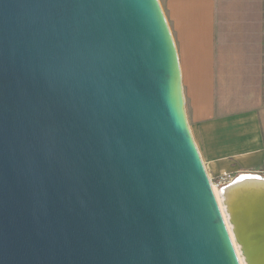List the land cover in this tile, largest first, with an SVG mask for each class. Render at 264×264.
<instances>
[{
  "label": "water",
  "instance_id": "water-1",
  "mask_svg": "<svg viewBox=\"0 0 264 264\" xmlns=\"http://www.w3.org/2000/svg\"><path fill=\"white\" fill-rule=\"evenodd\" d=\"M0 264H241L160 0H0Z\"/></svg>",
  "mask_w": 264,
  "mask_h": 264
},
{
  "label": "crops",
  "instance_id": "crops-1",
  "mask_svg": "<svg viewBox=\"0 0 264 264\" xmlns=\"http://www.w3.org/2000/svg\"><path fill=\"white\" fill-rule=\"evenodd\" d=\"M160 3L178 50L191 131L209 175L231 173L234 182L245 175L264 179L257 174L264 163V92L253 106L226 112L219 91L227 85L220 72H228V86L239 87L252 72L264 71V0ZM232 183L224 195L233 216L226 194ZM245 191L237 212L244 218L251 215L240 197Z\"/></svg>",
  "mask_w": 264,
  "mask_h": 264
},
{
  "label": "bare ground",
  "instance_id": "bare-ground-1",
  "mask_svg": "<svg viewBox=\"0 0 264 264\" xmlns=\"http://www.w3.org/2000/svg\"><path fill=\"white\" fill-rule=\"evenodd\" d=\"M214 189L218 196L217 189ZM240 191H245L240 197L251 213L246 218L237 214L240 210ZM226 194L230 198L232 212H235L233 215L235 228L243 241L250 264L264 262V179L253 175H245L232 183L227 188ZM245 223L252 227L247 226Z\"/></svg>",
  "mask_w": 264,
  "mask_h": 264
},
{
  "label": "rangeland",
  "instance_id": "rangeland-1",
  "mask_svg": "<svg viewBox=\"0 0 264 264\" xmlns=\"http://www.w3.org/2000/svg\"><path fill=\"white\" fill-rule=\"evenodd\" d=\"M264 57V56H263ZM222 75H226L227 77V73L228 72H220ZM253 76L252 77H248L246 80L241 81L245 82L246 84H243V86H239V87H232V86H228L229 83H231L232 80L230 79H223L222 82H226V86H222L219 87V91L220 93L223 95V97L225 99H227V101L224 102H220L221 103V107H222V111H226V112H231L234 110H238L241 109L243 107H248L253 106L254 105V101H255V97H260L261 93L264 92V71L260 72V71H255L252 72ZM183 83V80H182ZM184 89V86H183ZM185 95V92H184ZM239 95V96H238ZM185 101H186V97H185ZM186 113H187V117H188V112H187V102H186ZM189 121V119H188ZM190 125V123H189ZM191 128V126H190ZM206 167V166H205ZM207 170V169H206ZM208 172V171H207ZM209 175V173H208ZM210 177V180H212V182L215 183V179L214 177ZM237 176H235L236 178ZM226 186H221L217 189V198L222 214L224 216L225 222L227 224L228 230L230 232L234 247L236 249L237 255L239 257L240 263L241 264H250L249 262V258L247 256L246 250L244 248V244L243 241L240 239L236 228H235V224L233 221V216L230 213L229 209H228V205L226 203V197L224 195V190L227 187Z\"/></svg>",
  "mask_w": 264,
  "mask_h": 264
},
{
  "label": "built area",
  "instance_id": "built-area-1",
  "mask_svg": "<svg viewBox=\"0 0 264 264\" xmlns=\"http://www.w3.org/2000/svg\"><path fill=\"white\" fill-rule=\"evenodd\" d=\"M257 174L260 176H264V163H263L261 169L257 172ZM235 179L236 178H235L234 174L225 172V173H222L219 177H217L215 179V183L212 182V180H211V182H212L213 188L218 189L221 186H226V185L231 184L232 182H234Z\"/></svg>",
  "mask_w": 264,
  "mask_h": 264
}]
</instances>
